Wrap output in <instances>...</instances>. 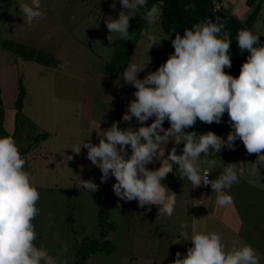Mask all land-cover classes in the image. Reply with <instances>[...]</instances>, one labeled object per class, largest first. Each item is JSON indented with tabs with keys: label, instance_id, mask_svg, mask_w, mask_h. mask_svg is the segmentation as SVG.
<instances>
[{
	"label": "rangeland",
	"instance_id": "1",
	"mask_svg": "<svg viewBox=\"0 0 264 264\" xmlns=\"http://www.w3.org/2000/svg\"><path fill=\"white\" fill-rule=\"evenodd\" d=\"M239 1L223 0V5L235 15ZM21 4L30 5L31 0H0V39L31 47L35 55L52 56V60L59 62L58 68L39 64L0 46L4 136L12 137L21 150L28 147V136L45 134L36 147L21 154L26 161L24 170L40 194L36 205L39 214L32 221L37 233L34 243L46 248L58 264H74L82 240L99 238L97 214L103 199L107 201L109 221L114 225L106 237L111 251L91 253L83 264H172L177 252L186 256L187 249L192 247L188 240L194 232L221 234L226 249L250 245L260 264H264V161L258 160L257 154H248L239 139L234 150L224 147L213 155L210 149L207 157L201 154L202 159H215L214 166L207 161L200 163L202 171L210 172L211 180L228 164H235L237 168L243 165L239 182L227 190L233 204L219 206L211 187L203 194L200 186L194 187L186 178L182 180L174 165L173 172L162 181L177 195L170 217L157 214L155 205L140 207L136 200L117 197L112 187L115 177L110 176L101 183L102 173L87 158V149L82 147L78 154L74 151L87 140L99 144L103 131L114 122L122 130L140 126L135 118L131 122L122 120L136 91L134 86L123 82L125 70L104 72L106 65L113 62L121 40L113 34L114 42H109L106 26L108 17L116 19L121 11H126L120 0H41L45 15L33 19L31 24L25 23L26 17L19 14ZM254 8L251 31L264 44V0H254L249 13ZM148 32L159 43L150 49L145 39ZM171 41L163 35L157 22L147 24L126 68L132 63L140 67L147 63L138 74L143 79L174 53ZM19 81L25 97L22 110L17 112ZM163 127H170L167 120ZM230 131L219 136L226 140ZM174 146L176 154H182L183 143L176 146L169 140L166 146H161L165 158ZM147 167L156 170L160 164L154 161ZM81 179H91L98 190L92 193L83 189ZM185 223L188 227L182 229ZM185 231L188 239L183 235Z\"/></svg>",
	"mask_w": 264,
	"mask_h": 264
},
{
	"label": "clouds",
	"instance_id": "2",
	"mask_svg": "<svg viewBox=\"0 0 264 264\" xmlns=\"http://www.w3.org/2000/svg\"><path fill=\"white\" fill-rule=\"evenodd\" d=\"M120 3L126 11H121L116 19L108 17L106 20L109 42H114L113 34L124 41L134 39V33L129 31L130 19L147 8V0H120ZM112 7L115 9V3ZM194 7L187 4L185 11ZM19 9L28 24L45 15L41 11V0L21 4ZM161 14L160 6L154 4L140 17L153 25ZM225 29L226 24L219 19H209L185 29L183 36L175 32L171 41L174 53L143 79H139L138 74L147 63L143 67L130 64L123 73V82L134 86L135 99L127 105L122 120L131 122L135 118L140 126L122 130L114 122L103 131L99 144L87 140L74 150L78 154L82 147L87 149V158L102 173L101 183L110 176L115 177L112 187L120 199L136 200L140 207L155 205L157 214L170 217L177 195L162 181L176 165L182 180L186 178L194 187L210 184L217 194L216 203L221 207L230 206L233 198L227 190L239 182L243 165L237 168L235 164H228L219 176L209 180V172L202 171L200 163L207 161L214 166L215 159H202L201 154L207 157L210 149L213 155L224 147L234 150L235 141L239 139L248 154H257L258 160L264 161L261 154L264 152V44L251 30L238 32L236 42L240 51L250 54L239 76L233 77L224 71L232 66L231 34ZM145 39L149 49L159 44L151 32L145 34ZM63 67L61 64L60 68ZM225 112L232 129L226 140L211 131L199 136L195 131L185 132L197 120L219 124ZM150 118L154 119L148 125ZM166 120L170 124L167 129L163 127ZM169 140L176 146L183 143L182 154L177 155L174 146L165 158L161 146H166ZM154 161L159 162L160 167L148 169L147 165ZM25 163L14 139L0 137V264H58L46 248L34 243L37 233L32 221L39 214L36 205L40 194L32 185L30 174L24 170ZM81 187L92 193L98 190L91 179H81ZM181 227L187 229L188 225ZM183 235L188 239L186 231ZM188 241L192 247L187 249L186 256L177 252L172 264H260L252 246L226 249L222 235L216 232H194Z\"/></svg>",
	"mask_w": 264,
	"mask_h": 264
},
{
	"label": "trees",
	"instance_id": "3",
	"mask_svg": "<svg viewBox=\"0 0 264 264\" xmlns=\"http://www.w3.org/2000/svg\"><path fill=\"white\" fill-rule=\"evenodd\" d=\"M214 1L220 3L221 6L215 8ZM254 0H246L245 4L248 8L251 7ZM159 5L162 11L160 19L157 21L161 32L165 36H169L170 40L175 38V32H179L183 36L185 29H191L194 24L205 20L216 21L219 19L220 22L226 24L227 31L231 34V45H230V55L232 66L231 68H225L224 71L233 77H238L240 74L241 66L246 61L248 52H241L238 44L236 42L237 34L240 30H251L253 23V18L256 8L248 14L246 20H238L232 12L223 5V0H147V8H142L140 15L150 9L152 5ZM193 4L195 7L191 10L185 11V5ZM139 14H136L130 19L129 31L134 33V39L124 41L120 40L113 62L107 64L104 72L106 74H112L115 72H123L129 62L130 56L132 55L133 49L137 41L142 36L147 23L141 19ZM261 42V41H260ZM261 44H263L261 42ZM0 46L11 51L13 54L17 55L26 60H35L39 64H44L48 66L59 67V62L52 56H40L35 55L34 50L31 47L25 46L23 44H18L17 42H12L8 40L0 39ZM25 97V90L19 81L18 84V94L15 100V108L17 112H20L23 108V100ZM229 117L227 112L224 113L221 123L206 124L197 120L196 124L192 128L185 129V132L195 131L197 136L200 133L214 132L216 135H220L223 132L230 130V125L228 123ZM0 134L6 135L3 129V109L0 105ZM45 134H37L35 136H28L29 145L27 148L21 149L20 154H25L32 148L38 145V142L43 138ZM100 208L97 214V227L99 228V238L95 237H85L76 251V260L74 264H83L87 256L91 253L97 251H103L105 253H110L111 243L106 238L108 231H111L114 227L113 223L109 221L107 201L100 200Z\"/></svg>",
	"mask_w": 264,
	"mask_h": 264
},
{
	"label": "crops",
	"instance_id": "4",
	"mask_svg": "<svg viewBox=\"0 0 264 264\" xmlns=\"http://www.w3.org/2000/svg\"><path fill=\"white\" fill-rule=\"evenodd\" d=\"M240 3H239V7H238V9H237V12H236V14L234 15L238 20H243L244 18H247V16H248V14H249V8H247V6H246V4H245V2H246V0H241V1H239ZM3 89H2V87H1V85H0V98H2L1 96H2V91ZM3 115H4V112H3ZM16 120V119H15ZM3 129H4V121H3ZM0 137H5L4 135H1L0 134Z\"/></svg>",
	"mask_w": 264,
	"mask_h": 264
},
{
	"label": "built area",
	"instance_id": "5",
	"mask_svg": "<svg viewBox=\"0 0 264 264\" xmlns=\"http://www.w3.org/2000/svg\"><path fill=\"white\" fill-rule=\"evenodd\" d=\"M214 4H215V8H218V7L221 6L220 3H217V2H215V1H214ZM203 171L209 172L207 169H204ZM208 179L211 180V178H210V172H209V174H208ZM210 187H211L210 184H209V185L201 184V186H200V190H201V192H202L203 194H205V193L209 190Z\"/></svg>",
	"mask_w": 264,
	"mask_h": 264
}]
</instances>
